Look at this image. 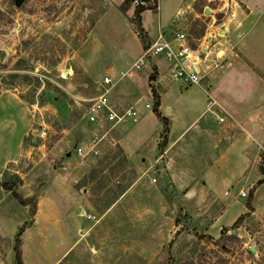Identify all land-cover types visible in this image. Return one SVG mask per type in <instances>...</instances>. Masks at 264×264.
I'll return each mask as SVG.
<instances>
[{
	"label": "rangeland",
	"instance_id": "rangeland-1",
	"mask_svg": "<svg viewBox=\"0 0 264 264\" xmlns=\"http://www.w3.org/2000/svg\"><path fill=\"white\" fill-rule=\"evenodd\" d=\"M243 10V0H161L151 13L155 28L159 14L163 25L174 17L163 30L169 36L185 32L200 52L215 43L228 52L233 47L225 39ZM250 38V56L264 65V24ZM138 51L131 19L111 0H0V181L15 180L29 200L22 204L0 184V264H264V145L251 146L258 156L229 187L216 175L213 191L200 181L207 150L193 152V159L182 149L173 152L164 145V128L136 138L140 118L115 127L87 120L104 76H112L115 89L127 75L116 76L109 67L133 61ZM154 65L152 60L141 72L149 76ZM8 112L20 132L3 155ZM252 113L262 115L257 129L264 135V104ZM143 122L153 128L149 119ZM222 124L218 149L238 136L226 119ZM208 139L202 141L206 148ZM81 145L94 146V152L80 155ZM126 149L134 152L129 160ZM239 160L232 150L226 161L232 168ZM178 161H186V185L172 171ZM22 226L20 263L15 245ZM223 226L229 230L222 235Z\"/></svg>",
	"mask_w": 264,
	"mask_h": 264
},
{
	"label": "crops",
	"instance_id": "crops-1",
	"mask_svg": "<svg viewBox=\"0 0 264 264\" xmlns=\"http://www.w3.org/2000/svg\"><path fill=\"white\" fill-rule=\"evenodd\" d=\"M124 1L114 2L111 0L117 7ZM160 1L158 0V7L155 8L157 10L160 9ZM258 1L243 0L246 10H243V13L238 14V17L234 19L231 39H225L228 42L226 47H233L232 51L225 52L224 47L219 46V43H215L209 51L204 49L203 52H200L189 43V39L187 38L188 44L193 49L190 61L196 59L198 66L206 72L200 84L192 85H187L177 80L171 81L168 77V61L162 55H151L148 57V61L143 68L148 69L152 60L155 63L154 70L152 69L149 76L147 70H143L142 72L141 69L138 71L133 70V64L144 50L143 44L132 23L136 5L130 4L125 12L122 11L125 16L131 19L133 36L138 40L139 51L133 61L130 59L120 61V64L116 57L111 60V62L117 61L119 66L109 67L110 72L115 73L116 76L120 72L127 74L119 86L111 89L112 104L117 110H123L129 105L137 104L138 102L142 104L139 107L141 116L140 122L138 121L136 125L138 126L135 131L136 138L142 139L145 134L160 131L161 128H164L163 123L153 109H151L153 104L149 93L151 91V85L149 83L151 81L150 75L154 73L155 79L151 82L155 85L160 96L159 110L163 112L162 115L170 119V131L168 134L169 149H172L173 152L182 149L186 155L190 153L192 159L194 158L193 152L194 154L206 150L210 152L207 156L209 160L206 161L200 172V181L208 190H215L212 179L216 175V181L221 186H225V188L229 187L233 181L238 179L250 168L251 163L255 159L254 157L256 155L258 156V153L251 149V146L254 144L264 145V142L260 141L258 137L259 135L264 139V135H261L257 129V119L262 120V115L258 116L252 113L253 110L264 104V65L258 59L250 56L251 54L249 53L251 46L255 43V39L250 38L252 31L258 25L261 26L264 24V5L260 8ZM261 3L264 4L262 1ZM181 6L182 4L177 9L176 14L180 12ZM151 10L146 9L141 14L142 25L147 32L149 40L151 39L147 47L161 33L167 38L175 40L174 38H176L177 32L175 35L169 36L163 30V28L170 24L174 17L167 24L163 25L161 15L159 14L158 18L160 17V20L155 28L153 17L156 16V12L151 13ZM226 33L227 31H225ZM217 61H220L221 64L215 67L214 64ZM210 97H213L217 101L211 109L208 107ZM147 102L151 103L150 108L145 106ZM219 118H222V120ZM245 118L248 120L247 123H245ZM147 119L152 121V129H147L146 124H144L143 121ZM225 119L228 121L229 126L232 125V130L234 129L238 136L234 135L227 145L220 143L222 146L218 149L219 142L223 141V128L226 125L222 124V122ZM233 125H237V128ZM207 136L209 137L208 148L202 143L203 138ZM212 136L216 137V141H213V143H211ZM199 140L201 147H198ZM182 141L184 143L183 147L179 146V143ZM132 144L130 143V145ZM129 150H125V156L128 160L134 154V152ZM232 150L236 151L240 160L231 168L228 166L226 160ZM143 156L141 155L142 159H144ZM186 169V161L185 163L178 161L172 169L176 175L180 174L185 177L181 183H185V185L187 184L185 182L186 178L191 177L187 174ZM185 174L189 177L185 176ZM130 189V187L125 189L121 196L124 197ZM159 197L160 200L165 197L161 190H159ZM89 206L92 207L93 204L92 206L89 204ZM77 222L80 225V220ZM61 236L64 237L62 234ZM69 249L60 253V259H63Z\"/></svg>",
	"mask_w": 264,
	"mask_h": 264
},
{
	"label": "built area",
	"instance_id": "built-area-1",
	"mask_svg": "<svg viewBox=\"0 0 264 264\" xmlns=\"http://www.w3.org/2000/svg\"><path fill=\"white\" fill-rule=\"evenodd\" d=\"M133 3H146L144 0H134ZM175 40L167 38L161 33L156 40H154L148 47L144 48L143 53L133 64V70L142 69L151 55H162L169 64L168 75L172 80H177L186 83L187 85L200 84L205 76V70L198 66L196 59L190 61L193 49L187 42V35L185 32H177ZM217 65V63H216ZM113 79L110 76H104L100 91L91 104L87 108L86 116L88 121L93 124H99L103 121L109 122L112 125H117L127 120L137 121L140 116V109L135 104L129 105L123 110H117L112 104L111 89ZM217 101L210 97L208 107L211 109ZM147 108L151 107V103L145 104ZM222 120V118H219ZM45 134V131L41 132ZM94 146L81 145L77 148L80 155L92 153ZM96 152V151H95ZM241 195L245 196L246 191L241 190Z\"/></svg>",
	"mask_w": 264,
	"mask_h": 264
},
{
	"label": "trees",
	"instance_id": "trees-1",
	"mask_svg": "<svg viewBox=\"0 0 264 264\" xmlns=\"http://www.w3.org/2000/svg\"><path fill=\"white\" fill-rule=\"evenodd\" d=\"M134 0H125L121 5H120V9L121 11L125 12L128 7L130 6V4L133 3ZM146 3H139V4H136V7H135V12H134V16L132 18V23L134 25V28L136 29V32L143 44V47L146 48L147 45L150 43V40L147 36V32L145 30V28L143 27L142 25V18H141V14L144 10L146 9H155L158 7V0H154L153 3H150V0H144ZM196 6V5H195ZM197 10L199 12H202L204 10V7L202 5H198L196 6ZM155 79V75L154 73L150 75V80L153 81ZM151 91H152V94H153V98H154V105H153V111L155 112V114L158 116V118L161 120V122L163 123V126H164V130L163 132L165 133V137H164V145L168 142V134H169V131H170V119L165 116V115H162V113L160 112L159 110V106H160V96H159V93L155 87V85L151 84ZM163 145V144H162ZM262 155L264 157V152H262ZM261 171L264 173V166L261 167ZM262 182V181H260ZM0 184L7 190H10L13 194L14 197L18 198V200L26 205L27 203H29L28 199H25L23 198L20 193L17 191V182L15 180H4V181H0ZM253 193V189L251 190V194ZM247 207H249L250 209H252V203L251 202H247ZM248 215V213H243L241 214L237 219L236 221L233 223L232 227L231 228H234L236 227L240 221L243 219L244 216ZM229 230V227L228 226H223L221 228V233L222 235L224 233H226V231ZM24 231V227L22 226L20 228V230L18 231L17 233V243L15 245V251H16V256L18 258V260L20 261V263H22V250H21V239H20V235L21 233ZM202 238L203 237H206V238H209V239H214V236L210 235V234H203L201 236ZM226 250V249H224ZM224 262L227 263V261L225 260V258H223Z\"/></svg>",
	"mask_w": 264,
	"mask_h": 264
},
{
	"label": "bare ground",
	"instance_id": "bare-ground-1",
	"mask_svg": "<svg viewBox=\"0 0 264 264\" xmlns=\"http://www.w3.org/2000/svg\"><path fill=\"white\" fill-rule=\"evenodd\" d=\"M13 117H15V115H13V113L11 112H8L6 115H4V124L6 122H10L8 123L9 126H4L3 124V127L1 128V131H2V134L5 135V139L6 137H8L5 141V145H4V148H2V154L3 155H8V152H9V148L10 146L14 143V141L16 140L19 132H20V124L18 122L17 119H13Z\"/></svg>",
	"mask_w": 264,
	"mask_h": 264
},
{
	"label": "water",
	"instance_id": "water-1",
	"mask_svg": "<svg viewBox=\"0 0 264 264\" xmlns=\"http://www.w3.org/2000/svg\"><path fill=\"white\" fill-rule=\"evenodd\" d=\"M20 2V0H16V3L18 4Z\"/></svg>",
	"mask_w": 264,
	"mask_h": 264
}]
</instances>
